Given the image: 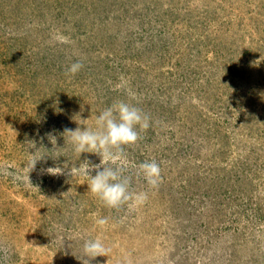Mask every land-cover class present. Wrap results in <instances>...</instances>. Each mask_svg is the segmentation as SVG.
<instances>
[{"label": "rangeland", "instance_id": "374dc122", "mask_svg": "<svg viewBox=\"0 0 264 264\" xmlns=\"http://www.w3.org/2000/svg\"><path fill=\"white\" fill-rule=\"evenodd\" d=\"M116 100L150 126L102 166L148 199L109 208L63 131ZM0 264H264V0H0Z\"/></svg>", "mask_w": 264, "mask_h": 264}, {"label": "clouds", "instance_id": "9594fccd", "mask_svg": "<svg viewBox=\"0 0 264 264\" xmlns=\"http://www.w3.org/2000/svg\"><path fill=\"white\" fill-rule=\"evenodd\" d=\"M57 39H64L57 36ZM83 67L81 61L77 60L69 65L66 75H75ZM134 95L133 93H129ZM83 111V109H81ZM79 116V122L74 117ZM72 119L78 125L75 129L65 128L63 137H67L74 153H94L101 157L99 165H92L88 160L82 162L79 167L85 169L88 178V191L97 197L109 208H118L121 205L133 201L136 204L144 203L148 199V193L129 191V179L122 175L119 167L102 166V160L112 161L123 158L124 145H131L140 139V133L150 126V117L134 103L126 100H116L110 106L104 108L95 115L94 126H88V119H82L79 114ZM37 161H35L32 169ZM102 166V167H101ZM58 168V167H56ZM49 168L47 171L49 172ZM139 172L143 175L146 183L155 188L161 181V167L155 160H146L138 165ZM95 170V175H91V170ZM62 172V169H61ZM95 224L107 226L108 217L95 214ZM83 251L85 257L104 256L108 251L103 240L97 236L84 242Z\"/></svg>", "mask_w": 264, "mask_h": 264}]
</instances>
